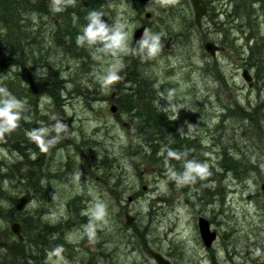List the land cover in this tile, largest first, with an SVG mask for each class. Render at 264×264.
Instances as JSON below:
<instances>
[{
	"label": "rangeland",
	"instance_id": "rangeland-1",
	"mask_svg": "<svg viewBox=\"0 0 264 264\" xmlns=\"http://www.w3.org/2000/svg\"><path fill=\"white\" fill-rule=\"evenodd\" d=\"M207 1L209 12L215 9L217 19L226 21V13L234 4L230 0ZM134 3L102 0L99 11L106 13L103 19L107 23L125 25L131 48H138L133 34L145 22L144 13L150 12L153 17L147 23L152 28L148 30L159 34L162 44L151 59L123 53H101L100 58H94L95 49L86 45L81 46L83 55L74 48H60L64 34L62 12L52 11L43 2L41 14L30 17L41 32L40 42L44 41L52 53L54 69L67 85L60 106L46 98L40 111L51 127L57 118L64 119L67 125L65 132L54 131L65 138L53 145L58 149L52 159L59 164L53 168L60 169L63 181L53 183L59 206L52 208L48 220L66 221L62 238L70 248L59 250L62 253L55 251L59 247L44 237L42 245L57 249L47 253L43 261L37 251L43 252L45 247H30L28 254L33 260L26 264H158L147 249L161 254L171 264H264V144L236 115L256 107L264 98V86L256 80L245 40L232 30V41L239 40L234 47L224 48L213 21L206 16L202 32H187L182 23L185 37L170 43L169 30L176 31L178 24L169 17L168 10L174 8L176 16L185 13L194 19L189 0H169L166 4L151 0L141 6L140 13ZM259 8L255 10L260 12ZM73 19L79 25L75 32L78 37L87 23L82 25L77 17ZM66 40L67 37L63 39L65 43ZM205 42L220 46L216 58L204 50ZM133 60H139L138 70L153 83L159 109L176 121L177 134L200 142L196 147L202 154L201 164L207 165L201 187L193 183L178 185L173 175L179 177L183 172L170 169L164 159L165 149L156 143L153 149L159 152L154 154L150 145L140 141L129 117L119 113L118 86L129 88L123 82ZM117 63L123 65L117 73L121 79L102 86L99 77ZM245 69L253 78V87L243 78ZM112 106H116V113L111 111ZM221 119H225L224 124H219ZM104 154L110 161L103 167L100 162ZM227 157L239 162L237 171L230 169L234 163ZM0 159L22 161L3 147ZM13 192L18 190H7L15 196ZM131 196L134 201L129 209L142 227L138 238H132V231L125 225L124 214ZM74 201L80 211L77 219L73 216ZM97 205L103 206L101 219L93 215ZM200 218L208 220L211 231L218 236L210 249L200 234ZM136 241L141 248L133 245ZM0 264H11L9 257L0 255Z\"/></svg>",
	"mask_w": 264,
	"mask_h": 264
},
{
	"label": "trees",
	"instance_id": "trees-1",
	"mask_svg": "<svg viewBox=\"0 0 264 264\" xmlns=\"http://www.w3.org/2000/svg\"><path fill=\"white\" fill-rule=\"evenodd\" d=\"M43 2L48 8L50 0L47 4V0H0V87H6L25 106L18 127L0 139V147L17 153L21 157L22 161L15 166L17 179L22 175L21 180H24L25 158L27 152H30V148L38 154L48 152L50 154L58 149L52 144L48 151L42 152L38 145L29 139L27 133L40 127L53 128L50 126L47 117L41 115L43 114L40 111L42 101L48 98L54 102L55 106H60L62 95L67 87L65 78L61 77L59 71L54 69L56 63L52 61V53L47 51L48 47L44 45V41L40 42L41 32L35 29L37 25H34L33 21L30 20V17L35 13L41 14ZM206 2L209 4L207 0ZM230 3H233L234 6L232 10L226 13V21L217 19L218 15L215 13V9L210 10L207 18L209 17L213 21L216 32L222 38L221 44L224 48L227 46L234 47L236 41L239 40L236 38L232 41V30L240 34V38L245 40V46L249 49L248 60L252 62V67L255 68L256 80L264 86V0H230ZM101 5L102 0H75L74 6H66L61 11L64 34L61 36L62 41L58 46L64 49L74 48L82 54L84 48L77 46V35L75 34L79 25L75 24L73 18L77 17L82 25L88 23L86 17L89 12L99 11ZM134 5L139 13L143 12L141 6L145 4L135 2ZM256 6L260 7L258 9L260 12L255 10ZM168 15L174 18L178 24L176 31L169 30L168 40L172 38L171 42L185 37L180 27L182 23L185 24L183 27L187 32L200 33L203 30L204 25L199 29L192 19L193 15L188 16L182 13L176 16L174 8L171 12L168 10ZM149 20L143 22L147 25V30L152 28V25L147 23ZM66 37L65 43L63 39ZM69 38L71 41L68 40ZM139 60H133L134 63L128 73V78L123 82L129 85V88L118 86L120 96L116 99L117 108L119 113H125L129 117L130 122H132L130 125L134 128L140 141L144 142L145 145H150L154 154L159 151L154 150L153 145L157 143L158 147L162 146L166 151L164 159L168 160L170 169L184 173L186 162L202 163V154L198 152L199 149L196 147L200 142L198 140H185L177 134L174 126L177 124L176 121L171 120L159 109L156 103L153 83L138 70ZM236 115L243 123L249 124L251 133L257 135L264 144V98L256 107L250 110H241V113ZM224 123L225 119H221L219 124ZM57 136L54 131H51L45 139L51 140ZM64 139V137L59 136L58 140ZM169 150L177 152L180 159L169 157ZM224 154L227 155L228 153L225 152ZM103 156L100 164L104 167L110 161V157L107 154ZM227 158L228 161L234 163L230 169L237 171L239 162L234 158ZM237 165L238 167H236ZM204 179H206V174L203 179L197 176L194 181L187 183L201 187ZM16 189L18 192H23L25 185L18 186ZM75 211L77 215L80 213L79 208H76ZM44 242L43 239L42 242L35 241L34 243L36 248L37 246L44 248L45 246L41 244ZM25 243V241L17 240L15 264H26L28 260ZM37 254L41 256L42 252L37 251Z\"/></svg>",
	"mask_w": 264,
	"mask_h": 264
},
{
	"label": "flooded vegetation",
	"instance_id": "flooded-vegetation-1",
	"mask_svg": "<svg viewBox=\"0 0 264 264\" xmlns=\"http://www.w3.org/2000/svg\"><path fill=\"white\" fill-rule=\"evenodd\" d=\"M46 3H48V0ZM50 5L51 3L49 4V6ZM208 7L210 9L209 4ZM44 13L47 14L48 10H46ZM124 125L129 126V124ZM55 154V152L50 154L49 152L38 154L30 148V152H27L25 158L24 180H21L23 178L22 175H20L16 180L17 169L15 168V166L18 163L17 159H14L11 162L0 159V255L8 256L11 264H15L17 240L26 242L25 247L27 248L28 253V248L34 247L35 241L42 242L44 237L49 238L52 244L59 247V249L53 247H45L43 249V252L41 249L43 261L47 257V253L53 251L54 249H57L55 251H64V249L70 248V246H68L62 238V235L64 234L63 225L66 221L50 223V220H48V216H51L52 208L59 206V199L57 197L58 191L53 189V183H60L63 181L60 169L53 168L54 166L59 165L58 163H54L52 161ZM33 156H35V159L33 158ZM23 184L25 185V191L20 193L13 192L15 196H11L7 193V190H15L18 186H21ZM25 196H29V198L24 203L23 208L21 210L17 209L12 199H19ZM129 198H132V200L130 201ZM129 198V204L126 207L127 210H125L124 214L125 225L129 230L132 231V238H138L139 234H141L140 231L142 227L140 226V219L133 215V213L129 209L130 204H132L134 201V197L131 196ZM75 203L77 202L74 201L73 204V216L75 219H77L78 215L76 214L75 209L78 208V206L75 205ZM33 204H35L37 207L33 208ZM49 206L50 210L48 209ZM44 208L46 210H44ZM45 212L47 214H45ZM127 214L134 218L131 225L127 224ZM16 225H19V227ZM16 229L19 231L20 236L16 233ZM133 245L136 248H141L140 244L137 241ZM72 250L68 251L67 253L70 254ZM59 252L62 253L61 251ZM147 253L154 260L155 258L152 253L159 254L152 249H147ZM64 255L67 256V254ZM78 255L79 252H77V256ZM72 256H74V254ZM30 259L33 260V257L28 254V260Z\"/></svg>",
	"mask_w": 264,
	"mask_h": 264
},
{
	"label": "clouds",
	"instance_id": "clouds-1",
	"mask_svg": "<svg viewBox=\"0 0 264 264\" xmlns=\"http://www.w3.org/2000/svg\"><path fill=\"white\" fill-rule=\"evenodd\" d=\"M158 3L166 4L169 0H157ZM75 5V0H52L51 9L54 12H61L66 6ZM106 15L103 11H90L86 17L88 23L82 26V35L77 37L79 46H87L89 49H95L93 52L94 58H100L103 55H119L123 54H140L143 59H151L158 54L162 48L161 37L159 34H153L149 30H145L141 39L137 42L138 48L129 46V34L124 30L125 25L119 22L113 24L107 23L103 17ZM102 46V47H101ZM123 65L117 63L107 70V74L99 77L102 86L108 87L118 82L121 77L117 74ZM24 103L17 99L6 87H0V139H3L5 134L11 133L18 127V122L24 111ZM51 131L57 134L67 131V125L59 120L49 129L40 127L31 130L27 133L29 139L35 142L42 152L48 151V148L59 139V136L46 140L45 137ZM169 157L180 159L177 152L168 151ZM184 173L177 177V184L192 182L199 176L201 179L207 173V165L200 164L195 161H188L184 165ZM103 206L97 205V209L93 212L96 219L103 217Z\"/></svg>",
	"mask_w": 264,
	"mask_h": 264
},
{
	"label": "water",
	"instance_id": "water-1",
	"mask_svg": "<svg viewBox=\"0 0 264 264\" xmlns=\"http://www.w3.org/2000/svg\"><path fill=\"white\" fill-rule=\"evenodd\" d=\"M135 2L138 3H148L151 0H134ZM192 10L194 12V20L195 23L197 25V27L199 29H201L203 27V20L204 18L207 16L208 14V5L205 2V0H189ZM152 14L150 12H147L144 15V18L146 20L151 19ZM145 30H147V25H142L141 27L137 28L134 31L133 34V41L135 44H137V42L141 39V37L143 36ZM172 38H169L168 42L171 43ZM204 49L206 52H208L213 58H216L218 51H220V48L218 45L212 43V42H206L203 45ZM167 49L170 48L169 43L166 46ZM243 78L244 80L248 83L249 87H253L254 82H253V78L250 75V72L245 69L243 72ZM111 111L113 113H116L117 108L116 106H112ZM60 121L61 123H65L64 119L58 118L56 121ZM262 190L264 192V184L262 185ZM29 198V196H25V197H21L19 199H12L13 203L16 205L17 209L21 210L24 206V203L26 202V200ZM129 200L131 201L132 198H129ZM134 218L131 217L129 214L126 215V221L127 224L131 225V223L133 222ZM19 227V225H16ZM199 230H200V234L202 237V240L205 244V246L207 248H210L213 244V242L216 240V232L211 231L210 229V223L208 222V220L204 219V218H200L199 219ZM16 233L20 236L19 231L16 229ZM152 255L154 256L156 262L158 264H170V262L168 260H166L164 257H162L160 254H155L152 253Z\"/></svg>",
	"mask_w": 264,
	"mask_h": 264
}]
</instances>
